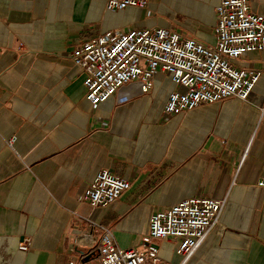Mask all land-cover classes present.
Segmentation results:
<instances>
[{
  "label": "crops",
  "instance_id": "0c3cea01",
  "mask_svg": "<svg viewBox=\"0 0 264 264\" xmlns=\"http://www.w3.org/2000/svg\"><path fill=\"white\" fill-rule=\"evenodd\" d=\"M219 2L110 11L104 0H0L1 264H97L79 257L103 232L88 219L119 246L139 247L152 214L191 197L224 201L225 232L213 229L188 264H264V75L249 101L234 96L168 117L175 84L164 74L148 92L126 83L94 109L72 61L77 44L129 27L214 43ZM250 6L264 15V0ZM239 65L264 71V50ZM102 169L131 188L95 208L83 195ZM158 243L164 256L175 249Z\"/></svg>",
  "mask_w": 264,
  "mask_h": 264
},
{
  "label": "built area",
  "instance_id": "2783aa9c",
  "mask_svg": "<svg viewBox=\"0 0 264 264\" xmlns=\"http://www.w3.org/2000/svg\"><path fill=\"white\" fill-rule=\"evenodd\" d=\"M104 1L110 11L128 6L147 8L151 2ZM216 12L214 43L157 26L108 31L77 44L72 61L92 107L97 109L126 83L137 81L141 90L148 92L157 73L175 84L164 106L168 117L234 96L249 101L264 71L239 63L250 53L264 50V15L251 8L250 0H220ZM257 185L264 189V177ZM130 188L127 178L102 169L83 199L92 207H105ZM223 205L219 199L191 197L164 207L151 215L141 246L133 248L119 246L109 227L88 219L90 226H100L103 232L95 246L81 251L79 257L83 260L93 255L97 264H188L213 229L224 234L225 226L220 221ZM158 241L174 243L172 250L179 260L167 259ZM29 242L30 238L23 239L20 249H27Z\"/></svg>",
  "mask_w": 264,
  "mask_h": 264
},
{
  "label": "rangeland",
  "instance_id": "374dc122",
  "mask_svg": "<svg viewBox=\"0 0 264 264\" xmlns=\"http://www.w3.org/2000/svg\"><path fill=\"white\" fill-rule=\"evenodd\" d=\"M164 254L167 258H170V256L173 254V250L172 249H165Z\"/></svg>",
  "mask_w": 264,
  "mask_h": 264
},
{
  "label": "bare ground",
  "instance_id": "6f19581e",
  "mask_svg": "<svg viewBox=\"0 0 264 264\" xmlns=\"http://www.w3.org/2000/svg\"><path fill=\"white\" fill-rule=\"evenodd\" d=\"M195 256V255H194Z\"/></svg>",
  "mask_w": 264,
  "mask_h": 264
}]
</instances>
